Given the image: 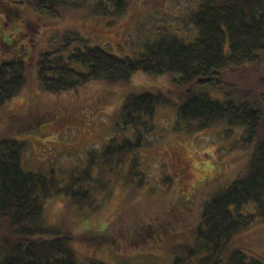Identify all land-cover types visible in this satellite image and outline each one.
Masks as SVG:
<instances>
[{
    "label": "trees",
    "instance_id": "1",
    "mask_svg": "<svg viewBox=\"0 0 264 264\" xmlns=\"http://www.w3.org/2000/svg\"><path fill=\"white\" fill-rule=\"evenodd\" d=\"M97 2L104 5V0ZM106 4H113L116 11L127 6L126 0H106ZM193 8L188 15L195 29L191 41L164 31L137 58L86 44L85 50L77 47L70 55L86 68L78 70L62 56L54 57L53 51L42 54L37 75L43 91L77 89L96 80L128 83L137 72L155 77L166 74L172 88L129 92L114 124L120 133L125 127L137 131L131 129V136L111 137L100 148L89 150L85 166L60 177L53 171L47 175L26 170L22 153L29 142L0 135V264H110L97 254L106 244H112L116 252L143 253L157 248L152 242L179 235L176 224L187 223L191 216L187 203L185 209L171 204L158 215L147 204L140 214L134 209L133 215L130 209L138 206L137 197L145 186L143 178L138 180L139 151L144 147L139 126L144 131L145 126H154L157 108L169 107L176 95L180 98L175 103L174 137L220 127L231 148H241L249 159L240 177L205 202L200 220L194 219V242H175L179 244L172 264H264L232 244L234 236L253 221L264 222V0H195ZM26 68L21 56L0 63V108L19 96ZM126 165L130 190L124 202L129 220L112 225L109 217L96 234L92 230L74 234L65 223H61L64 228L57 224L65 219L47 221L45 203L59 195L79 219L100 210L104 205L100 195L111 191ZM182 234L188 237L189 230L183 227ZM76 240L85 241L91 251L75 248Z\"/></svg>",
    "mask_w": 264,
    "mask_h": 264
},
{
    "label": "rangeland",
    "instance_id": "2",
    "mask_svg": "<svg viewBox=\"0 0 264 264\" xmlns=\"http://www.w3.org/2000/svg\"><path fill=\"white\" fill-rule=\"evenodd\" d=\"M194 1L126 0L123 11H116L106 0L103 6H97V0H0V63L21 56L27 64L26 83L19 96L0 108V135L29 142L22 153L23 167L47 175L53 171L60 177L71 169L85 166L89 150L100 148L111 137H129L131 129L137 131L135 127H125L120 133L117 131L120 127L114 124V116L129 92L172 88L166 74L155 77L137 72L128 83L96 80L77 89L43 91L37 75L43 53L53 51L54 57L62 56L76 69L86 70L70 57L77 47L85 50L86 44L137 58L164 31L191 41L195 29L188 15L194 9ZM173 98L169 107L157 108L153 127L145 126L148 130L144 131L138 125L144 144L139 151L142 163L138 166V180L143 178L145 186L137 197L138 206L132 205L130 209L140 214L144 212L143 204H147L155 211L154 215H158L162 208L171 204L185 209L187 203L190 219L185 224H176L181 232L179 235L174 234L175 237L166 242H152L157 248L143 253L116 252L112 244H106L97 254L110 264H136L137 259L150 264H172L175 246L179 244L175 242H194L197 228L194 219L200 220L205 202L212 193L231 184L246 169L248 153L241 148H231V140L225 139L220 127L192 134L185 131L174 137L175 103L180 96ZM96 157L101 161L98 155ZM127 172L126 165L119 174V181L112 182L111 193L108 190L100 195L104 199L102 208L91 216L79 219L77 211L59 195L55 201L45 203L47 221L54 223L65 219L57 224L62 228L68 225L74 234L88 230L96 234L103 230L98 227L109 217L112 225L126 217L129 220L130 213L125 211L124 202L130 190ZM120 209L124 212L113 215ZM183 227L189 230L188 237L182 234ZM77 241L75 248L81 252L91 251L85 241ZM232 244L244 249L249 258L264 262V222L253 221L249 228L234 236ZM121 252L125 255H119Z\"/></svg>",
    "mask_w": 264,
    "mask_h": 264
}]
</instances>
